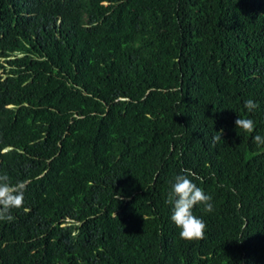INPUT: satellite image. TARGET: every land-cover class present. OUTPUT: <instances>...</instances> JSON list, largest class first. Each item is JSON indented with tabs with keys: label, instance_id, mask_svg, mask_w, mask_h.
<instances>
[{
	"label": "trees",
	"instance_id": "trees-1",
	"mask_svg": "<svg viewBox=\"0 0 264 264\" xmlns=\"http://www.w3.org/2000/svg\"><path fill=\"white\" fill-rule=\"evenodd\" d=\"M257 134L264 0H0V174L24 184L0 264H264ZM188 169L214 205L193 241L166 203Z\"/></svg>",
	"mask_w": 264,
	"mask_h": 264
},
{
	"label": "clouds",
	"instance_id": "clouds-1",
	"mask_svg": "<svg viewBox=\"0 0 264 264\" xmlns=\"http://www.w3.org/2000/svg\"><path fill=\"white\" fill-rule=\"evenodd\" d=\"M258 106L253 99H248L244 103L248 112H252ZM235 125L238 130L245 133L254 131L253 120L242 118L239 114ZM216 133L212 138L213 146L223 139V129ZM253 142L264 146V137L257 134L253 137ZM6 150L4 148L1 152L4 153ZM193 176L194 173L190 169L182 170V174L175 176L166 200V203L172 206L171 220L180 230L179 237L187 241L203 239L206 230L204 220L194 215V207L201 205V210L206 213H211L214 210L212 196L206 194L202 188L193 182L191 179ZM23 192L24 184L22 182L12 184L7 174H0V220L9 222L13 220L11 210L22 206Z\"/></svg>",
	"mask_w": 264,
	"mask_h": 264
}]
</instances>
